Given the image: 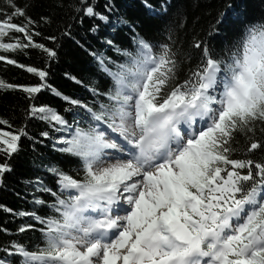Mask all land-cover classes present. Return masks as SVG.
Listing matches in <instances>:
<instances>
[{
  "label": "snow or ice",
  "instance_id": "obj_1",
  "mask_svg": "<svg viewBox=\"0 0 264 264\" xmlns=\"http://www.w3.org/2000/svg\"><path fill=\"white\" fill-rule=\"evenodd\" d=\"M4 3L0 61L26 69L38 81L0 79V89L26 93L25 116L60 133L53 148L74 157L78 167L73 175L55 161L41 163L52 184L40 175L26 182L33 210L0 206L32 221L22 222L17 233H39L30 242H0V264H264V159L248 155L264 150V140L256 139L257 132L264 134V19L246 22L219 55L208 41L195 39L191 47L199 56L193 64L176 31L184 26L179 6L177 20L167 21L164 38L153 42L123 16L113 20L112 0H105L103 10L93 0H75L72 21H99L89 32L98 35L102 23L113 32L127 26L132 33L128 46L102 37L100 51L77 40L73 24L64 26L61 35L75 40L94 63L87 82L65 73L89 92L77 98L50 85L46 68L3 54L36 49L48 61L58 57L37 39L57 42L40 31L41 21L51 24L52 17L34 19L30 5ZM170 7L164 0L161 11L168 14ZM228 25L221 11L207 35ZM42 90L68 105L71 122L52 105L33 102ZM0 125L11 127L2 118ZM238 133L246 147H239ZM28 135L26 126L0 129V153L7 158L0 162V183ZM40 136L52 138L49 131ZM0 231L11 234L2 226Z\"/></svg>",
  "mask_w": 264,
  "mask_h": 264
},
{
  "label": "trees",
  "instance_id": "obj_2",
  "mask_svg": "<svg viewBox=\"0 0 264 264\" xmlns=\"http://www.w3.org/2000/svg\"><path fill=\"white\" fill-rule=\"evenodd\" d=\"M93 2L98 3L100 10H103L105 0H93ZM112 2L115 5L114 14H111L113 20L116 16H123L130 23L135 24L136 30L141 35L153 42L164 38V25L170 19L177 20L175 9L179 6L184 14V26L177 28L176 31L184 51L192 53L193 64L199 56V50L191 47L195 39H205L208 41L213 54L219 55L224 45L240 34L246 22L264 19V0H168L171 5L168 14L161 11L164 0H148L152 8L146 6L145 0H112ZM16 3L20 6L30 5L27 11L34 19H38L41 15L52 17L51 24H45L41 21L40 31L45 38L55 35L57 42L37 39L48 47H54L58 57L48 61L46 55L36 49L30 50L27 55L19 52L3 54L25 65L46 68L49 71V84L65 94L77 98H88L87 89L74 83L65 73L75 75L87 82L94 71L92 57L85 53L75 43V40L61 35L66 24H73V36L77 40L87 41L93 49L104 51L101 39L104 36L115 38L117 43L122 46L131 44L132 33L127 26H121L113 32L110 25L106 26L101 23L100 32L97 35L89 32L88 29L99 21L87 17L84 18L83 24L72 21L70 19L73 15L71 5L75 3V0H16ZM228 5L232 7H227ZM0 7H7L4 0H0ZM233 8L241 15L234 13ZM221 11H225L227 14L228 28L221 33L212 36L207 35L209 26L215 22ZM22 19L18 18L17 22ZM106 55L113 58L117 56L111 51L106 52ZM188 66V63H185L184 68L187 69ZM184 74L185 72H181V76ZM0 79L15 84H32L38 81V77L28 73L26 69L10 65L6 61H0ZM103 83L104 81L101 80L100 84L103 85ZM36 96L34 103L52 105L71 122L73 113L65 111L68 105L61 98L56 97L48 90H42ZM28 104L27 94L23 91L0 89V118L8 120L11 125V127L0 125V129L15 131L26 126L29 133L28 136L21 138L19 151L8 160L12 170L3 174V182L0 183V206H6L16 211L33 210L31 188L26 183L27 181L40 175L45 178L46 183L52 184V177L40 167L41 163L47 164L49 161H55L66 171H72L73 175L75 174L74 169L78 167L74 157H69L53 148L54 138L60 133L56 132L45 121L25 116ZM42 131H49L52 138L41 137ZM237 139L239 140V147H246L248 142L243 135L238 133ZM256 139L264 140V134L257 132ZM248 155L253 159L261 160L264 159V150H253ZM5 159L7 158L0 153V162ZM22 222L32 223L28 217L15 216L7 212L4 207H0V226L9 229L11 232V234L6 235L0 231V242L11 239H20L24 242L34 241L39 234L38 231L29 229L26 233L16 232Z\"/></svg>",
  "mask_w": 264,
  "mask_h": 264
}]
</instances>
